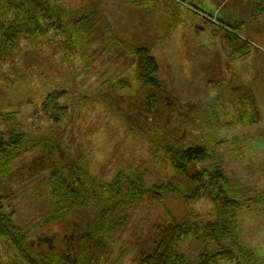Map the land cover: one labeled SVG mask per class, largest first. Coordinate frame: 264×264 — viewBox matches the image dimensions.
<instances>
[{
  "label": "rangeland",
  "instance_id": "obj_1",
  "mask_svg": "<svg viewBox=\"0 0 264 264\" xmlns=\"http://www.w3.org/2000/svg\"><path fill=\"white\" fill-rule=\"evenodd\" d=\"M263 1L157 0L142 9L136 2V24L143 25L142 34L149 30L136 42L128 22L116 24L113 0H96L95 8L112 22L91 13L89 30L86 20L80 28L70 22L92 0H53L69 11L59 17L64 30L23 38L0 59V138L20 124L31 141L58 149L56 157L47 150L41 155L26 141L0 185L10 226L27 233L26 255L37 264H66L60 258L63 237L74 246L76 240L69 239L91 221L87 193L108 188L118 174L124 187L140 183L151 192L123 198L121 229L82 239L81 264H139L156 249L160 228L185 218L215 220L210 199L187 198L195 185L172 163L173 150L201 146L208 156L190 163L189 172L221 169L226 186L239 190L247 206L238 217L239 239L219 244L191 235L179 244V253L188 264H199L202 253L236 245L235 259L219 264H264V5H257ZM228 23L236 29L229 32ZM139 43L153 46L160 95L141 87L134 54ZM54 168L74 173L69 185L74 207L82 211L81 228L66 221L73 201L53 195ZM24 256L8 237H0V262H24Z\"/></svg>",
  "mask_w": 264,
  "mask_h": 264
},
{
  "label": "trees",
  "instance_id": "obj_2",
  "mask_svg": "<svg viewBox=\"0 0 264 264\" xmlns=\"http://www.w3.org/2000/svg\"><path fill=\"white\" fill-rule=\"evenodd\" d=\"M180 1L182 5V1L184 0H178L177 3ZM136 2H139L141 9L147 8V4L154 3L152 0H113L114 9L116 8L117 11L116 24L121 25L123 22H128L129 27L131 28H129L131 35L135 37L137 42L140 41L141 38L143 39V36H147L149 30H145V32L142 34V31L139 28L140 26L143 27V25L136 24L138 20L136 19L137 13L134 12V7H140L138 4H136ZM92 3L93 4L89 10H84L81 15L74 17L75 19H72L70 24H74L80 28L82 27L80 26L82 22L86 20L88 25L90 19L89 16H93L89 15L91 13H101L109 22H112L110 16L104 14L100 7L95 8V5L97 6L96 0H92ZM259 3L257 5L261 9V5H264V1L263 4L259 5ZM191 9L193 10L194 7ZM68 12L69 11L65 7H55L53 0L0 1V59L10 55V53L15 50V48H17V45L22 42L21 40L23 38L28 39L31 36L34 37L36 35H44L51 31H63L66 24L59 17L65 14L67 15ZM138 14L141 15L143 13L141 12ZM133 24H136V26H133ZM227 28L229 32L230 30L236 29L235 25L232 24H228ZM89 29L90 26L88 25L86 30ZM113 31L116 32L115 30ZM118 31L120 30L118 29L117 33H119ZM227 39H229V43L231 42V45L233 42L234 44L236 43V41H233V37H227ZM117 40L125 41L120 37H118ZM235 40H237L236 37ZM134 49V54L137 58L136 70L138 72L139 80L142 83L141 87L143 89L153 91L156 96L162 94L161 92H163L164 89L159 85V82L156 79L159 66L157 59L153 55V46L139 43L134 45ZM155 95L149 96L155 99ZM55 98V93L50 94L47 98L48 101H46V106L48 107L51 105ZM46 102L44 103L46 104ZM20 126L21 125L18 124V126L12 131L13 133L11 132L9 134H5L0 138V185L3 184V178L9 172L10 167L20 157V153L24 149L26 141L31 143L30 149H36V152H38V150H42L40 152L41 155H43L46 150L49 151L51 154L50 156L56 157L57 155L58 149L56 146L50 142L43 143L37 141L35 143L33 139L31 141V139H29L25 133L20 132L21 130L18 129ZM45 144H48L49 146L46 148ZM171 153L173 155L172 163L175 166V169L179 174L187 177L189 181L195 185V191L187 198L190 200H201L203 197L210 199L214 206L213 212L215 213L216 219L208 221H190L185 218L181 221L167 225L164 228H160L161 239L158 242L156 249L152 253L143 256L139 264H188L186 257L179 253L178 246L179 244L185 242V240H187V238H189L191 235L199 238L198 236L203 234L206 238L209 237L211 240H213V242H217L219 244H221L222 241L226 239H229L231 243L234 240L239 239L238 234L241 227L238 217L240 212L247 206V202L242 201L238 197L239 190L226 186V184L228 185L229 183L228 177L222 173L221 169H216L212 172L206 168H203L198 172H189L187 167L191 165L190 163L202 161L208 156L206 150L203 147L198 146L182 150L175 149ZM58 156H60V154ZM52 171L53 172L50 173V175L52 177L51 179H54L53 195L55 194L54 196L59 200L61 198V202H63L64 199L70 202L73 201V208L70 210L71 213L69 212L73 216L70 217L71 219L69 220L66 219V221L75 224V229L78 227L81 228L80 223L82 222L80 221V214L82 211L79 207H74L75 197L72 193L74 190H70L69 185V178H74V173H69L68 176L62 172V170L56 168H54ZM123 182L122 175L118 174L114 181L108 184V188L106 186L104 188L101 186L99 190H93L87 193L86 201L89 206L88 210L91 212V217L88 218L91 221L80 236L72 235L73 237L69 239L70 241L76 240V242L74 241V246L72 245L73 242L71 244L65 242V237H63L62 247L64 251L60 253V258H62L66 264H81L78 248L82 239L91 240L94 235L103 236L105 233H114L115 231L122 228L124 225V219L121 214L123 198L131 197L134 199L136 196L141 197L145 193L151 192L150 189H146L144 185L140 183L129 182L130 184H128L127 187H124L125 185ZM156 192L158 194L157 197H159L160 192ZM2 201V197H0V237H8L13 245L19 250V252L25 255L23 257L25 261H10L6 263L0 262V264H25V262L27 264H37L31 255L25 254L27 252L28 245V243H26L27 233L21 235L19 228L16 226H10L11 220H9V218L4 214ZM113 203L117 204L114 205ZM65 209L66 207L63 210L65 211ZM53 212V215L51 214L48 219L49 221L54 219V213L56 212L57 215L55 216L60 218L62 217L60 211L57 210L54 213ZM59 213L61 215H58ZM61 219H63V217ZM49 221L46 223H49ZM18 231L20 233H17ZM230 248L231 249L222 248V250H219L214 254H207L206 252L202 253L199 264H219L220 260L235 259L236 251H238L236 249V245H230ZM245 251L248 253V255L253 254L252 251ZM68 254L74 255V257L72 259L68 258Z\"/></svg>",
  "mask_w": 264,
  "mask_h": 264
},
{
  "label": "water",
  "instance_id": "obj_3",
  "mask_svg": "<svg viewBox=\"0 0 264 264\" xmlns=\"http://www.w3.org/2000/svg\"><path fill=\"white\" fill-rule=\"evenodd\" d=\"M40 240H41V238H39ZM49 242V243H51L52 244V242H53V238H51V237H48V238H46V242Z\"/></svg>",
  "mask_w": 264,
  "mask_h": 264
},
{
  "label": "crops",
  "instance_id": "obj_4",
  "mask_svg": "<svg viewBox=\"0 0 264 264\" xmlns=\"http://www.w3.org/2000/svg\"><path fill=\"white\" fill-rule=\"evenodd\" d=\"M228 1H230V0H221V4L220 5H223L224 3L228 2ZM228 24H231V23H228Z\"/></svg>",
  "mask_w": 264,
  "mask_h": 264
},
{
  "label": "flooded vegetation",
  "instance_id": "obj_5",
  "mask_svg": "<svg viewBox=\"0 0 264 264\" xmlns=\"http://www.w3.org/2000/svg\"><path fill=\"white\" fill-rule=\"evenodd\" d=\"M41 240H43V241H44V238H43V239H41Z\"/></svg>",
  "mask_w": 264,
  "mask_h": 264
}]
</instances>
